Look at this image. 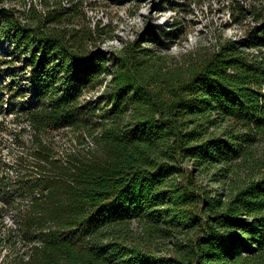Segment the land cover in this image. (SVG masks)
<instances>
[{"label":"trees","instance_id":"16d2710c","mask_svg":"<svg viewBox=\"0 0 264 264\" xmlns=\"http://www.w3.org/2000/svg\"><path fill=\"white\" fill-rule=\"evenodd\" d=\"M5 2L0 73L22 61L31 94L7 108L25 152L0 173L1 216L16 210L0 264H264V0L229 3L252 19L241 38L178 58L143 39L96 47L104 28L73 25L82 1ZM14 80L0 103L27 96ZM68 128L96 147L60 156L49 140Z\"/></svg>","mask_w":264,"mask_h":264},{"label":"rangeland","instance_id":"374dc122","mask_svg":"<svg viewBox=\"0 0 264 264\" xmlns=\"http://www.w3.org/2000/svg\"><path fill=\"white\" fill-rule=\"evenodd\" d=\"M79 1H82L86 20L79 15L73 20V25L81 28L88 22L94 29L100 25L105 30L103 35L107 38L98 41L96 47L109 51L123 50L128 43L143 39L146 46L155 45L159 50L178 58L184 53L213 49L230 38H241L246 23L252 21L248 18L241 23L236 19L232 8L229 7V3L233 0H6L5 5L27 11L36 7L41 12H47L62 4L72 6ZM239 1L247 6L252 2H259V0ZM176 21L181 22L179 29H176L174 24ZM153 32L160 35L163 44L151 40ZM164 33L168 35L165 36ZM145 40L148 42L146 43ZM7 47L8 45L5 44L2 50L6 51ZM111 66L109 64L108 67L112 68ZM4 71L3 74L0 73L1 81L6 84L15 79L18 85L22 81L23 95L27 96L21 94L13 99L7 91L2 93L0 111L3 107L4 112H0V119L4 121L5 126L0 130V173H3L7 164L16 168L19 156L25 152V148L15 136L25 123L17 114L7 111L8 105H14L13 107L19 109L21 101L31 94V90L26 87L30 81L25 80L29 76L22 61L7 66ZM106 88L105 84L102 88L87 90L84 99H96ZM30 135L31 132L23 134L20 141L30 140ZM49 143L55 147L60 156L64 152H77L96 147L95 134L72 128L55 132ZM3 204L4 202H0V221H4L7 226L13 225L16 210L12 207L1 216ZM1 226L3 227V224ZM7 250L8 247L0 244V260Z\"/></svg>","mask_w":264,"mask_h":264},{"label":"built area","instance_id":"2783aa9c","mask_svg":"<svg viewBox=\"0 0 264 264\" xmlns=\"http://www.w3.org/2000/svg\"><path fill=\"white\" fill-rule=\"evenodd\" d=\"M28 126V128L31 130L32 128H31V125H27ZM31 136V135H30Z\"/></svg>","mask_w":264,"mask_h":264}]
</instances>
